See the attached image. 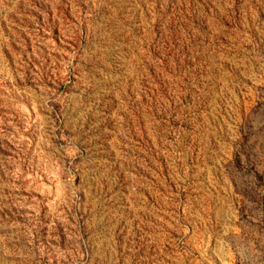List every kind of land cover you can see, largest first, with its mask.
Listing matches in <instances>:
<instances>
[{"label":"rangeland","instance_id":"1","mask_svg":"<svg viewBox=\"0 0 264 264\" xmlns=\"http://www.w3.org/2000/svg\"><path fill=\"white\" fill-rule=\"evenodd\" d=\"M0 264H264V0H0Z\"/></svg>","mask_w":264,"mask_h":264}]
</instances>
